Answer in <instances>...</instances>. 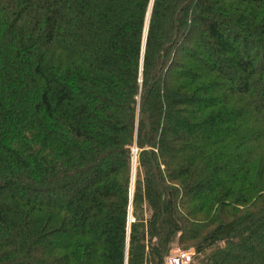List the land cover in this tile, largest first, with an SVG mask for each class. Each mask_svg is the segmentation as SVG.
Masks as SVG:
<instances>
[{"label": "trees", "instance_id": "1", "mask_svg": "<svg viewBox=\"0 0 264 264\" xmlns=\"http://www.w3.org/2000/svg\"><path fill=\"white\" fill-rule=\"evenodd\" d=\"M264 264V0H0V264Z\"/></svg>", "mask_w": 264, "mask_h": 264}, {"label": "built area", "instance_id": "2", "mask_svg": "<svg viewBox=\"0 0 264 264\" xmlns=\"http://www.w3.org/2000/svg\"><path fill=\"white\" fill-rule=\"evenodd\" d=\"M174 248V247H173ZM171 249L165 264H194L196 249L194 247Z\"/></svg>", "mask_w": 264, "mask_h": 264}, {"label": "rangeland", "instance_id": "3", "mask_svg": "<svg viewBox=\"0 0 264 264\" xmlns=\"http://www.w3.org/2000/svg\"><path fill=\"white\" fill-rule=\"evenodd\" d=\"M178 247H182V246H180L179 244H176L175 246H174V250L176 249V248H178ZM182 248H184V247H182ZM190 248V247H189Z\"/></svg>", "mask_w": 264, "mask_h": 264}]
</instances>
